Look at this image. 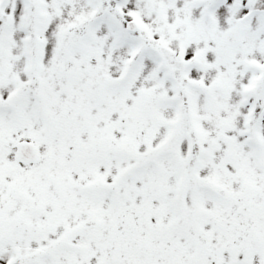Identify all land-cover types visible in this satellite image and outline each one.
I'll list each match as a JSON object with an SVG mask.
<instances>
[{"label": "snow or ice", "instance_id": "6c2138e0", "mask_svg": "<svg viewBox=\"0 0 264 264\" xmlns=\"http://www.w3.org/2000/svg\"><path fill=\"white\" fill-rule=\"evenodd\" d=\"M0 264H264V0H0Z\"/></svg>", "mask_w": 264, "mask_h": 264}]
</instances>
